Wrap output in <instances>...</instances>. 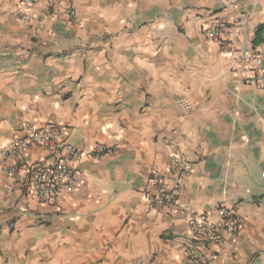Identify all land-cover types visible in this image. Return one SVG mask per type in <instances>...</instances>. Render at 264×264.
Returning <instances> with one entry per match:
<instances>
[{"label":"crops","instance_id":"0c3cea01","mask_svg":"<svg viewBox=\"0 0 264 264\" xmlns=\"http://www.w3.org/2000/svg\"><path fill=\"white\" fill-rule=\"evenodd\" d=\"M19 6L0 0V147L25 124L59 127L82 181L41 203L0 156V264H188L189 219L218 223V207L239 229L196 242L203 264H264V88L233 71L264 0H33L29 23ZM212 18L236 28L221 46L201 33ZM23 153L69 158L49 144ZM174 155L191 166L176 209L151 208V173Z\"/></svg>","mask_w":264,"mask_h":264},{"label":"built area","instance_id":"2783aa9c","mask_svg":"<svg viewBox=\"0 0 264 264\" xmlns=\"http://www.w3.org/2000/svg\"><path fill=\"white\" fill-rule=\"evenodd\" d=\"M33 0H19L20 6L15 9V15L20 22L29 23L32 16L22 7H28ZM52 3V2H51ZM49 3V6L52 4ZM63 11L70 17L75 18L76 12L72 4L68 1L63 7ZM201 33L209 40L215 41L220 46L223 41L220 39L222 33L235 32V26L228 22L212 18L201 24ZM233 71L237 74L241 83L253 88H264V42L258 46L251 44L244 48L242 56L233 66ZM184 106V102H179ZM24 136L12 139L9 144L0 147V156L6 158L11 156L15 159L16 165L23 168L24 177L37 201L45 204H55L59 200L64 190L74 189L80 185L82 176L79 170L74 168L69 159H76L81 156V152L73 144H64V136L59 127L47 125L36 127L31 124L23 126ZM32 144H49L53 150L66 148L68 160H65L55 153L49 157L34 162H27L24 156V149ZM109 148L97 147L91 155L98 157L100 154L109 152ZM190 163L183 161L179 156L172 157L171 165L166 173L153 171L150 182L153 189L145 195L148 206L151 208H173L176 209L179 197L181 179L190 170ZM14 171V170H12ZM261 189L264 194V168L259 173ZM219 222L210 220L205 213L196 214L188 221V247L185 252L188 264H203L200 251L195 243L206 245L215 243L218 239V230L224 229L230 234H236L239 229L238 218L225 207H218Z\"/></svg>","mask_w":264,"mask_h":264},{"label":"trees","instance_id":"16d2710c","mask_svg":"<svg viewBox=\"0 0 264 264\" xmlns=\"http://www.w3.org/2000/svg\"><path fill=\"white\" fill-rule=\"evenodd\" d=\"M263 42H264V25L260 24L254 30V34L251 39V45L258 46Z\"/></svg>","mask_w":264,"mask_h":264}]
</instances>
